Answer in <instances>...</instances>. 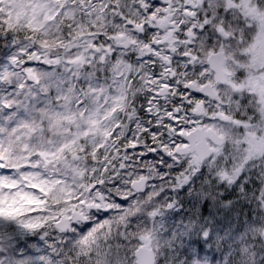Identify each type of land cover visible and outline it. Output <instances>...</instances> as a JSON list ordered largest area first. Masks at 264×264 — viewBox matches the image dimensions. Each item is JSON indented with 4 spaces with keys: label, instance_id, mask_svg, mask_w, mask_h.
Here are the masks:
<instances>
[{
    "label": "snow or ice",
    "instance_id": "snow-or-ice-1",
    "mask_svg": "<svg viewBox=\"0 0 264 264\" xmlns=\"http://www.w3.org/2000/svg\"><path fill=\"white\" fill-rule=\"evenodd\" d=\"M0 264H264V0H0Z\"/></svg>",
    "mask_w": 264,
    "mask_h": 264
}]
</instances>
